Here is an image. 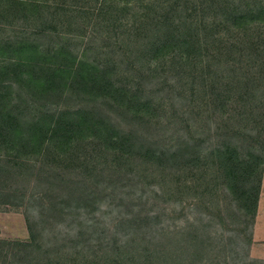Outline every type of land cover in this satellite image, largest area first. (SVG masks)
Wrapping results in <instances>:
<instances>
[{
	"label": "rangeland",
	"instance_id": "1",
	"mask_svg": "<svg viewBox=\"0 0 264 264\" xmlns=\"http://www.w3.org/2000/svg\"><path fill=\"white\" fill-rule=\"evenodd\" d=\"M46 6L40 7V17L36 19L33 14L26 8L15 9L14 12L7 11L2 5H0V94H5L3 99L9 103L12 108H19L22 111L28 110L31 114L37 115L43 113L46 120L51 118H57V115L61 111H66V115L75 114L78 109L94 108L97 105L98 112L103 117L112 116L113 125L119 129L122 125L127 128H131L134 125L126 124V116L119 115V110L114 103H106L104 99L95 98L92 99L88 94H79L78 89L72 87L73 79L79 81L81 79L77 73L83 75L86 72L96 71V68L102 70L106 68V71L111 76H114L117 82L132 83L135 84V76H126V72H130L137 75L139 69H143L144 73H151L154 75H164L165 73H171L172 75L177 73V69H180L178 61L176 59H169L170 63L166 64L165 58H158L155 60L142 63L141 59L136 57V52H131L130 48L122 43V34L112 29H108L106 26L111 22L117 24L118 19L123 24L118 27H132V24L139 20L140 16L146 12H150L149 16L155 14L158 11L159 6L164 4L173 7L177 4L179 7H183L185 10L180 12L181 16L184 14L187 18H193L199 16L205 20H213L216 23L215 29L220 27V11L219 6L226 0H154L151 5L148 4L149 0H42ZM116 1V2H115ZM237 0H229L230 7L235 6ZM245 6L264 4V0H242ZM162 2V3H159ZM248 2V3H247ZM212 3V4H211ZM127 4V6H125ZM148 4L147 10L144 5ZM206 8V5H209ZM105 8L99 10L100 6ZM73 7L76 12H72L69 15V10ZM50 11L49 14L43 11ZM191 12V14H189ZM52 17L50 21L41 20L43 14ZM173 15V11L171 13ZM207 16V17H204ZM64 17L65 20H62ZM70 20L71 22H64ZM257 19L249 20V27L245 30L239 29L237 33L228 36L229 40L235 41H248L252 44V50L254 53L249 52L247 46H240V50H245L243 56L239 57L238 53L234 55V59H229L228 64L232 63L235 67H240L239 70L248 75L257 76L256 88L252 89L246 98L237 91V85L229 78H222V86H216L214 89L206 84V80L203 75L197 78V86L199 89L196 109L199 112L198 120L195 125L203 127L200 132L195 133V147L202 151L203 154H207L209 157L205 161L203 158L198 160L196 165L192 166V170L186 169L183 166L180 170V189L169 194V190H157L151 183L140 182V187L143 183L145 187L139 188L138 191H144L147 201L144 203L142 200V211L132 213L130 212V205L124 206V204L118 205L117 203L123 199L119 195L127 194L131 200L136 198V192H130V182H133V178L136 173L137 167H132L131 173L127 178L123 177L122 173L117 170L118 167L112 168V161L109 155H100L102 145H96L91 147L83 145L78 142L79 145H73L74 152L72 155H86L88 158L97 160L99 157L98 168L102 170L96 171L93 179L97 181V185L93 188H97L98 191L103 192L104 187L110 191L107 196L98 198V208L95 211L81 212L75 210L76 197L66 195L60 197V193H56L65 186H72L73 180H76L81 171L78 168L70 167L72 165L65 164L68 160L63 158L59 165L57 164L61 158H55V144L45 141L48 147L40 153L24 152L22 159L23 163L18 164L15 160L21 155H16V151L7 152L4 149H0V159H3L2 163H8V167L5 166L0 171V238L8 240H27L29 239V232L26 222V214H33L37 221H39V213L45 212L40 217V220H44L45 228L51 229L59 237L58 246L61 249V254H65L71 260V264H107L105 258L106 251H112L115 247V235L114 233L119 230L118 236H124L129 234L142 240V243L148 247L149 251L159 252L161 248H165L168 243L161 233H167L169 230H174V234L181 235L183 233V239L180 241V247L183 252L180 253V262L171 261H147L143 256L140 262L135 264H236L240 260L244 249L248 242V234L244 235L243 248L236 249L233 245V240L228 241V237L240 230L238 220L236 216L239 210L242 214L244 208L242 204L236 200L235 195L231 191L228 180L224 179L222 168L218 166L217 159L213 160L214 156L211 153H206L209 149L213 148V145L221 140L220 135L226 138V135L231 133L237 128H241L239 120H233L227 124L224 121L229 114L234 113L237 109H244V111H254L257 109L260 112H264V27L257 28V33L251 34L250 32L256 30L254 27ZM264 20V18H263ZM261 19L260 22L264 23ZM114 24V25H115ZM152 26V25H151ZM214 29V27L212 28ZM48 32V34L42 35V33ZM164 31L162 38L165 37ZM256 32V31H255ZM110 34L111 36H108ZM145 33L142 31L139 36L143 38ZM214 37L217 34L213 35ZM207 35H199V38H206ZM35 39V42L40 46L46 48L49 45H63L67 51H71L67 54L66 59L61 56L44 55L40 56L36 54L33 57V48L22 47L21 43L17 40L20 39ZM144 38H150L147 33ZM124 40V39H123ZM88 46L91 47V51L88 54L83 55V50ZM262 48L261 52L255 54L257 48ZM236 48V47H235ZM127 52V54H126ZM173 52V51H172ZM239 52V51H238ZM248 52L250 54H248ZM248 54V55H247ZM86 55V56H85ZM32 56V57H30ZM124 57V58H123ZM174 58V57H173ZM68 60V61H67ZM133 61L131 66L128 62ZM252 60V62L250 61ZM161 63L158 64V62ZM33 62V63H32ZM146 62V61H145ZM251 62V63H250ZM142 63V64H141ZM34 64H38L34 66ZM156 64V69L149 70ZM43 66V67H42ZM62 67L67 68V84L62 88V92L57 96H53L50 100L42 99L40 96L31 94L30 87L26 85V82L31 81L33 84H38V81L44 78L49 71L48 67ZM141 67V68H140ZM118 73L117 71H120ZM134 70V72H133ZM152 71H155L152 72ZM118 73V74H116ZM186 74L184 77L186 78ZM20 78V80H19ZM215 78V75H213ZM204 79V80H203ZM139 89L142 93L146 94L143 98H149L151 96L156 97L154 105L157 106V110L154 113L157 115L161 113V119L155 128H151L148 131H142V133L148 134L145 139L153 141L155 146L166 148L174 139L180 137V139L187 140L188 131L180 130L181 125L177 121L179 115L180 106L176 104L179 99L176 97L180 92V89L176 91V95L172 91V83L168 81H159L157 78L146 76ZM183 80L179 82L178 86H182ZM254 85V86H255ZM134 86H137L135 84ZM180 86V87H181ZM182 89V87H181ZM147 92L150 94L147 96ZM218 93L222 95V102H225L224 106L218 108ZM174 96V97H173ZM244 98V99H243ZM224 99V101H223ZM175 102V105H171ZM51 106L52 109L47 111L50 116L46 115L47 112L42 108L38 109L37 106ZM162 108L163 110H160ZM54 112V115L51 114ZM68 112V113H67ZM73 116V115H72ZM208 116V117H207ZM51 117V118H50ZM43 118V119H44ZM234 118V117H233ZM172 123L168 128L166 126L167 121ZM52 123L54 121H51ZM18 130L15 131L14 136L20 143L23 142L21 137L29 130V126L21 127V125H15ZM28 133V132H27ZM30 134V133H29ZM109 133H107L108 135ZM220 134V135H217ZM174 139L172 140V137ZM222 138V139H223ZM33 140V139H32ZM48 140V139H47ZM234 141V140H233ZM232 141V142H233ZM264 141L262 138L261 143ZM99 143V141H95ZM159 143V144H158ZM26 144V143H25ZM32 143H28L31 145ZM45 144V143H44ZM54 147H53V145ZM185 142L182 143V146ZM44 146V145H43ZM82 146V147H81ZM19 148H21L19 146ZM92 148H95L92 151ZM71 149V151L73 150ZM84 149V150H82ZM23 152V151H21ZM20 152V153H21ZM102 152V151H101ZM108 154V153H105ZM209 154V155H208ZM64 159L66 161H64ZM184 161L186 159L183 157ZM111 161V162H109ZM183 161V164L185 165ZM76 162V161H75ZM53 167V168H52ZM64 167L68 168L70 175L62 174ZM156 167V166H155ZM151 166L152 170L155 168ZM54 177H56L54 179ZM90 178V180H91ZM152 180V179H151ZM54 182V184H53ZM42 183V184H41ZM109 184V186L107 185ZM129 184V185H128ZM133 185V184H132ZM156 185V184H155ZM107 186V187H106ZM117 186V187H116ZM82 186L78 185L75 188L81 189ZM152 187V190L150 189ZM88 190V189H87ZM119 194V195H118ZM117 195V197H116ZM149 196V197H148ZM124 201L129 202L124 198ZM71 202V204H69ZM68 204L71 209L74 210V214L79 212L82 222L87 225L90 221H97L99 229H105V232H109V238H111L110 244L98 245L97 238L93 239V246L89 247L88 240L81 238L82 244H77L73 235L75 233V227L78 226V220H73L72 225H68L67 220L62 219L60 208ZM127 205V204H126ZM139 206V208H141ZM42 210V211H41ZM130 215L134 214L130 220V224L120 227L116 223L117 216H121L124 211H127ZM150 212L152 214H146ZM236 215V216H235ZM256 215V214H255ZM99 220V222H98ZM113 220V221H112ZM256 221V217H254ZM94 223V222H93ZM255 222H253V225ZM252 225V228H253ZM71 226V227H70ZM70 227V228H69ZM92 226H89V228ZM117 228V229H116ZM87 229V228H86ZM69 230V231H67ZM49 232V231H48ZM189 232L192 234L189 235ZM197 236L195 235V233ZM90 233L85 231L82 236L87 237ZM210 234L212 236V247L210 255L208 252L206 258L197 260V256H193L186 252V249L190 248L188 243V237L196 236V241H200L203 236ZM97 235V234H96ZM222 240V242H221ZM226 243H225V241ZM224 242V243H223ZM119 243V241L117 242ZM121 243V241H120ZM137 243V242H136ZM109 245H113L112 247ZM170 246V244H168ZM114 247V248H113ZM47 248V247H45ZM81 248V249H79ZM151 251V252H152ZM210 252V251H209ZM134 253H127L126 256H131ZM117 254V253H116ZM135 254L137 252L135 251ZM104 255V258H102ZM122 256L123 253L118 256ZM118 256H116L118 258ZM44 260L45 255H42ZM48 258V256H47ZM194 258L192 261L191 259ZM121 257L118 258L114 264H121ZM249 264H264L263 262H249Z\"/></svg>",
	"mask_w": 264,
	"mask_h": 264
},
{
	"label": "trees",
	"instance_id": "2",
	"mask_svg": "<svg viewBox=\"0 0 264 264\" xmlns=\"http://www.w3.org/2000/svg\"><path fill=\"white\" fill-rule=\"evenodd\" d=\"M1 2H3V6L10 13L18 9L17 5H19L20 9H28L36 19L40 17V7L46 6L42 0H0V5H2ZM151 2L155 1L149 0L148 4L151 5ZM148 4L144 5L145 10H147ZM244 5L242 0H237L235 6L231 8L229 0L223 2L219 6L221 9V22H218L220 23L218 29H215L216 23L213 20L198 19L201 17L195 16V14H193V18H187L185 14L181 16L180 12L185 9L179 7L177 4H174L173 7H170L171 5L167 6V4H161L158 11L151 16H149L150 12L148 13L145 11V13L140 16L139 20H136L132 24V27L129 26L118 29L119 26L123 25L120 19H118L119 21L117 24L111 22L104 25V27L106 26L108 29L114 27L115 31L124 33L122 34V43L130 48L131 52H136V57L141 59L142 63H146L147 67L149 65L147 61L150 62V60H155V58H165L164 61L166 64L170 63L167 58L176 59L178 63L180 62V69L176 70V74L172 75L171 73H165L161 76H154L157 78V82L168 81L172 83L174 95H176V91L180 89L181 94L179 93L178 96H176L179 99V102L176 104L180 106V112L175 123L178 122L181 125L178 131H188V137H190V139L183 140L180 139V137L174 139L173 136V142L166 148H158L153 141L145 139V136L148 134L142 133V131L155 128L161 119V113L157 115L154 113V111L157 110V106L154 105L156 97L151 96L149 98H143L146 93H142V90L139 89V86H141L143 82H147L145 80L146 76L154 77L150 72L144 73V67L143 69L140 67L141 69H139V72L137 71V75L132 73V69L130 72L125 73L126 76H135V84H137V86L127 82L119 83L115 80L114 76L108 74L106 68L102 70L101 68L95 67V69H97L96 71L86 72L83 75L77 73L81 79L75 81L74 78L72 87L78 89L80 95L88 94L92 99L103 98L106 103H114L119 110V115L126 116V124L130 125L134 123L135 126L127 128V126L124 127L120 125L119 129H117L115 124H112V116L108 115L103 117L101 114H96L98 112L97 105L94 108L78 109L75 114L71 113L69 116L66 115V111H61L56 119L54 118L53 120L50 117V120H46L43 113L34 115L28 110L22 111L19 108L10 107L9 103L5 101L6 99H3L5 94H0V149H4L7 152L16 151V155L18 156L19 154L21 156L15 161L18 164H22L24 152L31 151L40 153L48 147L45 141L49 142L50 138V142L55 144V147L52 144L56 152L54 159L62 157L57 161V164L59 165V162L65 158L68 160L66 162L68 164H65V166L72 165L70 167L78 168V171H81V176L79 175L76 180H73L72 186H65L56 194L58 195L60 193V197L66 195L69 198V195L75 196L77 204L75 210L77 209V211L80 210L81 212L95 211L100 204L98 198L107 196L110 191L105 187L103 192L98 191L97 188H93L94 185H97V181L93 179V177H96L93 174L98 170H102V167L101 169L98 168L100 164L97 162L99 157L95 160L93 158H88L86 155H79L77 157L76 155H72L75 150L73 149V145H79L78 142L83 143L82 146L88 145L96 147V145L99 144L100 148V145H102V152L100 151V155L110 156L112 168L118 167L117 170L119 173L123 174L121 179L128 177L133 166L137 167L133 182H130L129 191L132 193L136 192L138 201L136 202V199L131 200L128 198L127 194L122 195L121 193L120 195L118 194L119 197H124L129 202L124 201L123 198L117 203L118 205L124 204V206L130 205L131 208L129 207V209L132 213L141 212L142 200L144 203L147 201V199H145V192L138 191V186L141 181L149 184L152 181L151 185L155 189L160 191L161 189L169 190V194L174 193V191H179L181 168L185 166L186 169L192 170V166L196 165L198 160L203 158V161H205L209 158L206 156L207 154H203L202 151L195 147L194 134L200 132L203 128L195 125L199 115L196 109L199 93L197 78L203 75L206 84L212 87V89L216 86H222V78H229V81L237 85V91L241 98L242 96L246 98L248 93L256 88L255 83L257 76L248 75L241 72V70H239L240 67H235L232 63L228 64L229 59H234L236 53L239 54V57L243 56L244 53L246 54L245 50H240V46H247L249 52L254 53L250 42L241 40L235 43V41L229 40L228 36L237 33L239 29H247L249 27V20H253V18L257 19L254 20L255 25L252 26L256 30L252 29L250 32L251 34L257 33V28L264 27V23L260 22V20L264 18V4L247 5L245 7ZM125 6H127V4H125ZM209 6L210 4L206 5V8L208 9ZM100 7L99 10L105 8L104 5ZM68 10V16H70L73 11L76 12L73 7ZM172 11L173 15H171ZM43 12L47 14L50 13V11L45 10ZM46 13L43 14L41 20L50 21L52 17L46 16ZM189 14H191V12ZM204 17L207 16L204 15ZM62 20H65L64 17ZM64 22L67 23L71 21L66 20ZM213 27L214 29H212ZM166 29L168 33L165 32L167 34L161 39V33L166 31ZM142 31L145 34L148 33L150 38H144L145 34L143 38L140 37L139 34ZM47 34L48 32L46 30L42 33V35L45 36ZM200 34H205L207 37L199 38ZM215 34H217L216 37L213 36ZM107 35L111 36L110 34ZM17 41L21 43L22 47H26L27 45L32 47L33 57H36L37 54L40 56L52 55L61 56L64 59L67 58L64 53L67 49L63 45L55 46L54 44L44 48L37 44L34 38L20 39ZM261 49L262 48L258 47L255 54L261 52ZM91 50V47L88 46L83 50V55L86 53L88 54ZM70 52L71 51H67V54H70ZM249 52L248 54H250ZM250 61L252 62V60ZM132 63L133 61L131 60V62H128V65L131 66ZM159 63H161V61H159L158 64ZM37 65L38 64H34V66ZM156 67V64H154L149 70L156 69ZM47 69L49 73L39 80L38 84H33L29 81L26 82V85L30 87L31 94L40 96L42 99L47 98L50 100L53 96H57L62 92V88L67 84L68 76L66 72L67 68L63 69L58 66L55 68L48 67ZM117 72L120 73L121 70ZM152 72L155 73V71ZM184 74L187 75L186 78ZM213 75H215V78H213ZM182 80L184 81V85H180L182 87L181 89L178 84ZM149 94L150 92H147V96ZM217 95H219V108L224 106L225 102L221 101V93ZM171 105H175V102H172ZM37 108H42L45 112L52 109L50 105H46L45 108L41 105L37 106ZM244 109H237L234 113L229 114L224 121L228 124L231 119L236 120L237 118L241 128H237L227 134L226 138H223V134H217L220 135L221 140L217 142L215 146L213 145L212 149L206 152L214 156L213 160L217 159L218 166L222 168L224 179L228 180L229 187L232 189L231 191L235 195L236 200L239 204H242L244 208L242 214L240 213L241 210H239L238 215H235L240 230L232 233L228 237V241L231 242L233 240V245H235L236 249L241 250L243 248L244 235L248 234V242L244 249V254L239 257L238 260L240 261L236 264H249V262L264 261L249 255L252 225L256 213L260 181L264 166V141L261 143L264 137V112H260L257 108L249 112L244 111ZM160 110L163 109L160 108ZM51 114L54 115V112ZM46 115L50 116V113L47 112ZM51 121L54 122L52 123ZM166 121L168 123L166 124V126H168L167 129H169L172 125L169 124L172 122L169 120ZM15 125H21V127L30 125L29 130L27 131L26 128V133L21 137V140H23L22 143H20L21 141L18 142L14 136L15 131L18 130ZM107 133L109 134L107 135ZM97 140L99 143L95 142ZM183 142H185V144L182 146ZM28 143L32 144L28 145ZM19 146L21 148H19ZM71 149L73 150L71 151ZM94 149L95 148H92V151ZM183 157L186 161H184ZM65 159L64 161H66ZM2 161L3 159H0V171L3 167H8V163L6 162L4 164ZM151 166L156 167L152 170V168H150ZM61 173L66 176L71 174L67 167H64ZM92 175L93 177L91 178ZM55 178L56 177H54V179ZM78 185L82 186L81 189L75 188ZM107 185L109 186V184ZM144 185H146V183H143L139 188L145 187ZM150 189L152 190V187ZM69 204H71V202H69ZM139 206L141 208H139ZM59 211L61 213L59 217H62L64 221L67 220L68 225H72L73 220H78L79 223L78 226L75 227V233L73 235L76 236L74 239L77 241V244H82L81 247L85 245L81 242V238H83V240H90L86 242L89 247L94 245L93 239L95 238L99 241L97 244L100 243L98 245H103L105 242L106 244H110L111 238H109V232H105V229H99L96 220L90 221L84 226L86 222H82V218H80L82 214L79 212L74 214V210L71 209V206L68 207V204L63 205ZM44 214L45 212H40L39 216L41 217ZM146 214L152 213L146 212ZM133 215L134 214L130 215L128 210L124 211L121 216H117V218L114 219L116 220L115 224L120 227L123 226L121 223L132 226L133 223L130 224V220ZM33 217L35 218V215L26 214L29 239L8 240L0 238V264H71L70 258L65 256V254H61V249L59 248L61 245L58 246V241L60 240L58 237L59 235L54 233L51 229L48 230V228H45V222H43L44 220H42V218L40 220L39 217V221H37L33 219ZM89 226L92 227L89 228ZM89 230L93 233L96 232L97 235H92V233H90L87 237H83L82 234ZM118 231L117 229V232L114 233L116 236L114 238L116 247H113L114 249L112 251H106L107 255L105 258L104 255H102V258L106 259L107 264H114L113 262L120 257L121 261H124L121 264H135L136 262H140V258L143 256L146 258V263L147 261L153 260L157 262L171 261L178 263L181 261L180 253H182L183 250L180 247V241L183 239V233L177 235L174 234V230L161 233L167 240L166 243L170 244V246L167 244L165 248H161L162 251L156 252L154 249V251L151 250V252L148 250L149 248L142 243L139 237L136 236L135 238L131 236L130 233L125 234L123 237L118 236ZM190 234L192 233L189 232V235ZM195 235L197 236L196 233ZM195 235L191 238L188 237L190 248L186 249V252H191L193 256H197V260H201L206 258L207 254H204L205 252H208V255H210L211 251H213L212 236L206 234L200 241H196ZM118 241L119 243H117ZM109 246L112 247L113 245ZM133 251L134 253L131 256H126L127 253L129 254ZM135 251L138 255L135 254ZM121 253H123V255L118 256ZM42 255L46 256L45 260L42 258ZM116 256H118V258ZM193 259L194 258H192L191 261ZM75 263L76 262H73V264Z\"/></svg>",
	"mask_w": 264,
	"mask_h": 264
},
{
	"label": "crops",
	"instance_id": "3",
	"mask_svg": "<svg viewBox=\"0 0 264 264\" xmlns=\"http://www.w3.org/2000/svg\"><path fill=\"white\" fill-rule=\"evenodd\" d=\"M256 221L252 228L249 255L264 260V166L260 181L259 196L255 213Z\"/></svg>",
	"mask_w": 264,
	"mask_h": 264
}]
</instances>
